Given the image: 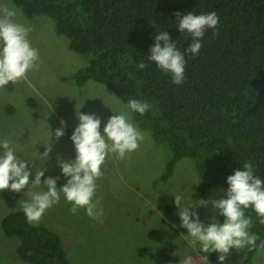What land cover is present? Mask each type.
Instances as JSON below:
<instances>
[{
	"label": "trees",
	"instance_id": "obj_1",
	"mask_svg": "<svg viewBox=\"0 0 264 264\" xmlns=\"http://www.w3.org/2000/svg\"><path fill=\"white\" fill-rule=\"evenodd\" d=\"M12 1L27 17L51 18L69 49L85 57L87 64L72 77L77 87L93 81L124 104L138 99L151 105L143 116L134 112L132 116L154 143L171 151L163 181L183 158L194 163L199 177L192 195L195 202L209 191L223 196L226 177L248 161L264 180V0ZM189 11L196 15L215 11L219 22L217 29L205 31L197 55L185 53V80L175 85L171 74L149 61L148 54L161 31L184 52L192 37L180 33L175 13ZM141 62L147 67L139 69ZM173 210L169 201L163 213L170 228L160 231L159 237L149 235L169 253L178 247L181 234L187 235ZM245 216L252 220L249 233L257 239L251 249L256 250L264 246V223L251 207ZM2 230L17 239L15 251L23 263L70 264L59 236L29 223L21 210L4 217ZM198 254L209 264H219L216 252L205 254L199 246Z\"/></svg>",
	"mask_w": 264,
	"mask_h": 264
},
{
	"label": "rangeland",
	"instance_id": "obj_2",
	"mask_svg": "<svg viewBox=\"0 0 264 264\" xmlns=\"http://www.w3.org/2000/svg\"><path fill=\"white\" fill-rule=\"evenodd\" d=\"M0 3L16 7L20 13L16 20L31 28L29 40L40 56L38 71H29L19 82L0 88V138H10L18 157L29 161L33 171L30 181L42 169L41 181L59 177L56 186L60 188L67 178L57 166V156L64 161L75 157L70 136L79 123L76 113L96 114L102 121L100 131L103 132L112 111L124 110L125 104L104 85L93 81L81 87L75 85L72 77L85 67L86 59L69 49L65 37L56 34L51 18L27 17L12 0H0ZM61 120L66 124L65 135L57 140L54 131L61 126ZM130 120L140 128L132 113ZM49 128L53 132L51 137ZM141 131L145 139L140 147L125 159L110 154L102 167L103 175L96 180L94 199L103 209L102 222L88 217L83 209L72 214L71 204L61 196L38 224L32 223L59 236L70 264H180L189 255L193 257V264H209L198 254L200 245L193 247L183 234L172 253L161 251L164 244L150 239L149 235L159 237L160 231L170 228V221L163 213L169 201L174 204L173 217L179 219L174 203L176 195L182 197V205L197 206L200 200L209 201L207 207L194 209L205 224L213 215L219 222L223 220L213 213L210 203L220 198L216 191H209L197 202L192 200L199 177L190 159L178 161L173 174L162 180L171 151L165 144L154 143L149 131ZM50 140L53 147L45 160L39 155ZM42 189L44 185L31 188L32 191ZM27 190V187L21 192L0 190V264H26L17 257V239L4 234L2 220L12 211L21 210V203L29 198ZM223 264H264V246L256 250L231 249Z\"/></svg>",
	"mask_w": 264,
	"mask_h": 264
},
{
	"label": "clouds",
	"instance_id": "obj_3",
	"mask_svg": "<svg viewBox=\"0 0 264 264\" xmlns=\"http://www.w3.org/2000/svg\"><path fill=\"white\" fill-rule=\"evenodd\" d=\"M19 14L14 5L0 3V88L10 82H19L29 71H38L40 68L39 51L32 47L29 40L31 28L17 22ZM175 16L178 30L180 33L190 34L192 42L181 52L169 34L161 31L154 37L148 60L155 62L156 67L165 74H171L173 84L181 85L185 80V53L193 56L199 53L202 48L200 41L205 31L217 29L219 17L215 11L199 15L192 11L183 15L177 12ZM215 34L216 31H213V35ZM137 67L144 69L147 65L141 62ZM150 107L143 100L129 99L123 105L124 110L118 113L112 111L113 115L104 124L103 132L100 131L102 121L96 114L76 113L79 123L70 136L75 157L64 161L57 156V166L67 178L60 188L56 186L59 177H48L41 181L44 176L42 169L30 181L33 171L29 167V161L18 157L10 138H0V190L21 192L28 188L29 198L21 203V210L29 223L38 224L46 210L57 204L61 196L71 204L69 210L72 214L83 209L88 217L102 222L103 209L99 201L94 199L96 180L103 175L102 165L110 154L125 159L140 147L145 133L131 122L130 113L143 116ZM60 125L54 131L57 140L65 135V121L61 120ZM52 135L50 130V137ZM52 147L51 141L39 156L47 160ZM226 183L228 188L224 195L210 202L213 213L223 217L222 223L213 215L205 224L194 210L200 206L207 207L209 201L200 200L197 206L182 205V197L174 196L180 227L187 230L185 239L193 247L199 244L201 252L205 254L218 253L219 264H223L231 249L255 246L257 237L249 233L252 220L245 216V209L251 207L260 218L259 222L264 223V180L254 174L252 162L248 161L240 170H234L233 174L226 177ZM40 185H44L46 190H31ZM180 264H193V257L186 256Z\"/></svg>",
	"mask_w": 264,
	"mask_h": 264
}]
</instances>
